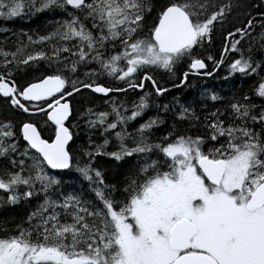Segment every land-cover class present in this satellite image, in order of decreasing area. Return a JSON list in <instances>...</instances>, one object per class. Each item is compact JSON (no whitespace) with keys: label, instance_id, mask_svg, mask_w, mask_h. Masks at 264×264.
<instances>
[{"label":"snow or ice","instance_id":"obj_1","mask_svg":"<svg viewBox=\"0 0 264 264\" xmlns=\"http://www.w3.org/2000/svg\"><path fill=\"white\" fill-rule=\"evenodd\" d=\"M0 264H264V0H0Z\"/></svg>","mask_w":264,"mask_h":264},{"label":"trees","instance_id":"obj_2","mask_svg":"<svg viewBox=\"0 0 264 264\" xmlns=\"http://www.w3.org/2000/svg\"><path fill=\"white\" fill-rule=\"evenodd\" d=\"M45 24V17L39 16V17H32V18H25V19H16L11 22H6L5 26L13 29L14 31L20 28L24 29H37L40 30L43 28ZM219 36V35H218ZM216 41H217V36H216ZM193 81V86L195 88H201L205 84H210V85H217L220 86V94L221 95H228L229 94V88L228 85L223 81V78L217 79V80H211V81H198V80H192ZM229 81H231L232 86L235 89H242L244 91H247L252 84V81L240 76L239 74L234 75L233 77L229 78ZM199 95V92L197 91L196 93ZM193 97V93L191 90H183L181 94V102L183 100H191ZM84 142V135L81 133L80 140L78 143Z\"/></svg>","mask_w":264,"mask_h":264},{"label":"flooded vegetation","instance_id":"obj_3","mask_svg":"<svg viewBox=\"0 0 264 264\" xmlns=\"http://www.w3.org/2000/svg\"><path fill=\"white\" fill-rule=\"evenodd\" d=\"M219 46H220V36L217 35V41L215 42V44L212 46V48L210 49V51L214 54L218 51L219 49ZM226 72H225V69L221 68L219 71H218V78L217 79H220V78H223L225 76ZM235 75V74H234ZM231 78V77H229ZM215 79V80H217ZM192 80H196L195 78H192ZM201 82H204V80H200Z\"/></svg>","mask_w":264,"mask_h":264},{"label":"rangeland","instance_id":"obj_4","mask_svg":"<svg viewBox=\"0 0 264 264\" xmlns=\"http://www.w3.org/2000/svg\"><path fill=\"white\" fill-rule=\"evenodd\" d=\"M238 74V73H237ZM236 75V74H235Z\"/></svg>","mask_w":264,"mask_h":264},{"label":"bare ground","instance_id":"obj_5","mask_svg":"<svg viewBox=\"0 0 264 264\" xmlns=\"http://www.w3.org/2000/svg\"><path fill=\"white\" fill-rule=\"evenodd\" d=\"M215 54V53H214Z\"/></svg>","mask_w":264,"mask_h":264}]
</instances>
